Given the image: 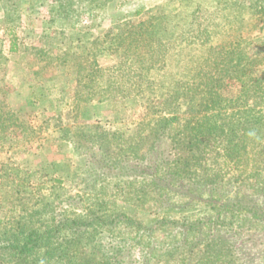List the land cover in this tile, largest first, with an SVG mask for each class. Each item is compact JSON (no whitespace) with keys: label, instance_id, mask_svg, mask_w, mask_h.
Returning <instances> with one entry per match:
<instances>
[{"label":"rangeland","instance_id":"1","mask_svg":"<svg viewBox=\"0 0 264 264\" xmlns=\"http://www.w3.org/2000/svg\"><path fill=\"white\" fill-rule=\"evenodd\" d=\"M253 3L0 0V240L59 226L9 264H102L112 234L88 237L92 213L157 223L147 264H239L226 235L240 244L262 223L218 208L264 193ZM202 220L206 237L184 238Z\"/></svg>","mask_w":264,"mask_h":264},{"label":"trees","instance_id":"2","mask_svg":"<svg viewBox=\"0 0 264 264\" xmlns=\"http://www.w3.org/2000/svg\"><path fill=\"white\" fill-rule=\"evenodd\" d=\"M263 1L264 0H254L253 4H259ZM261 80L262 79H260L259 82L255 81L257 86L255 87V90L252 91L253 93L255 92L254 95H256V93L261 94L264 90V84H261L263 83ZM262 94L264 95V91ZM168 121L170 120H167L166 122ZM181 186L183 187V185ZM216 187V190H218L219 186ZM210 192H212L211 189ZM215 192L216 191L212 192V194L218 196L224 194L221 193V191L218 193ZM213 195L206 199L207 204L211 207L214 206L211 204V197ZM262 198L264 199V193H260L259 195L250 194V201L241 197L239 200L232 202V198L228 197L224 198V202L228 204L218 208V215L221 218L231 216V213L241 209L250 212V217L252 219L256 222L262 223L263 227L261 230L250 231V237L243 238L244 240H242L240 244L236 243L239 240L238 238H240L238 233H228L226 235V241H229V243L231 242L233 245L235 244L233 254L235 258H238L237 261L239 264H264V205L262 203ZM72 223L78 226L80 225L79 222L74 220L71 224ZM121 224L128 226L127 231L124 233L116 232V229H118L117 226ZM208 224L209 222L206 220L197 221L194 224H184L182 225V234L184 238L187 239L189 233L192 232L190 234L195 237L196 241H199L206 237L204 229ZM85 225H88L89 238L93 236V232L98 233L101 231L100 228H102L103 225L106 226L104 229L112 234V239L102 247L100 246V251L96 252L99 254V259L102 264H147L152 254H156L160 250L161 245H158L159 242L156 240L157 233L155 232L158 227L157 223L154 226H144L134 220L128 219L127 217L123 218L118 215L103 218L92 213V215L88 217V223H85ZM58 227L59 226L57 225L54 228H49L44 231L32 230L30 232H19L1 239L0 264H9L13 261L25 259L35 252H38L44 246L50 248L53 244L52 239L55 237L52 235V232L58 230ZM79 227L81 228V225ZM135 254L139 256L141 260L137 259ZM139 261L142 262L140 263Z\"/></svg>","mask_w":264,"mask_h":264}]
</instances>
